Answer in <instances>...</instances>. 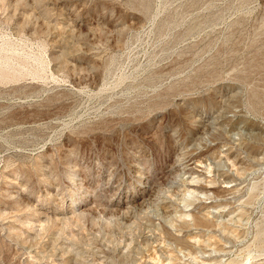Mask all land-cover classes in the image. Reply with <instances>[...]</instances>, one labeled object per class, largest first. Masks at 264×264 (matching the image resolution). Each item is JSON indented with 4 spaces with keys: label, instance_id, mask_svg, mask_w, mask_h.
Segmentation results:
<instances>
[{
    "label": "rangeland",
    "instance_id": "1",
    "mask_svg": "<svg viewBox=\"0 0 264 264\" xmlns=\"http://www.w3.org/2000/svg\"><path fill=\"white\" fill-rule=\"evenodd\" d=\"M0 264H264V0H0Z\"/></svg>",
    "mask_w": 264,
    "mask_h": 264
},
{
    "label": "bare ground",
    "instance_id": "2",
    "mask_svg": "<svg viewBox=\"0 0 264 264\" xmlns=\"http://www.w3.org/2000/svg\"><path fill=\"white\" fill-rule=\"evenodd\" d=\"M228 191V190H227Z\"/></svg>",
    "mask_w": 264,
    "mask_h": 264
}]
</instances>
